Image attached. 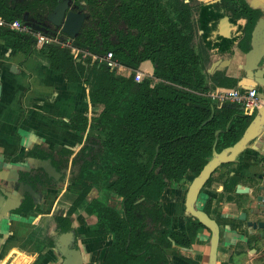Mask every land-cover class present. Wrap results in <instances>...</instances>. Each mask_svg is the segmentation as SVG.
I'll list each match as a JSON object with an SVG mask.
<instances>
[{"label": "trees", "instance_id": "16d2710c", "mask_svg": "<svg viewBox=\"0 0 264 264\" xmlns=\"http://www.w3.org/2000/svg\"><path fill=\"white\" fill-rule=\"evenodd\" d=\"M210 1V11L223 10L234 19L243 15L249 26L257 18V10L244 0H238L241 8L236 0ZM56 2L0 0V14L8 21H22L25 13L40 20ZM73 2L86 14L73 46L93 53L111 51L132 70L150 61L153 78L136 82L132 73L124 76L89 59L75 62L68 48L56 43L38 48L31 34L7 27H0V39L26 57L44 60L69 82L86 85L88 101L102 106L96 116L75 112L68 121L57 122L85 136L75 159L81 185L78 209L96 217L87 236H112L99 264L168 259L172 244L187 246L189 238L170 229L163 216L164 189L181 185L186 174L197 175L213 152L241 136L252 116L238 110V104L218 105L203 93L216 86L236 87L237 82L219 71L208 73L212 55L197 26L203 0ZM110 196L121 198L120 211L106 205ZM200 226L195 220L188 228Z\"/></svg>", "mask_w": 264, "mask_h": 264}, {"label": "crops", "instance_id": "0c3cea01", "mask_svg": "<svg viewBox=\"0 0 264 264\" xmlns=\"http://www.w3.org/2000/svg\"><path fill=\"white\" fill-rule=\"evenodd\" d=\"M246 1L258 11L257 18L260 17L264 11V0ZM0 17L5 19L2 14ZM211 25L207 24L208 29ZM243 25L241 20L229 19L226 36L219 34V24L214 26L218 40L224 44V49H221L227 52L222 54L209 50L213 60L230 56L237 60L228 66L224 73L227 76L241 75L237 64L249 48L247 41L242 44L244 49L239 47ZM139 66L149 74L153 71L150 61ZM0 85V154L4 156L5 164L23 157L26 147H32L34 143L45 142L49 148L63 145L77 150L83 137L60 127L57 122L68 121L75 112L96 116L102 108L88 101L86 85L69 82L62 73L49 69L44 60L26 57L9 47L3 39H0ZM219 87L222 86L215 88ZM257 90L263 99L264 94L259 91L262 89ZM9 156L11 161H8ZM226 164L215 170L196 202V207L205 211L219 226L217 264H264V238H255L264 230H251L245 221L238 218L241 212H246L248 220H264V216L257 217L250 212L257 206L258 196L264 199V190L259 189V186L264 187V136L249 142L232 162ZM192 178V174H186L184 189ZM166 195L162 202L163 210L171 218L173 231L188 234L189 244L179 246L173 243L167 250L168 259L155 257L131 264H208L210 233L203 226L194 230L188 228L189 223L195 220L184 210L183 192L172 189ZM82 218L79 215L77 219L82 264H99L106 256L112 236L105 233L86 237L88 230ZM46 222L47 218L40 219L39 215L32 214L13 221L0 243V264H61L63 248L66 247L60 245L62 241L57 244L49 237L54 230L43 229ZM13 252L19 257L15 258Z\"/></svg>", "mask_w": 264, "mask_h": 264}, {"label": "flooded vegetation", "instance_id": "af4514ba", "mask_svg": "<svg viewBox=\"0 0 264 264\" xmlns=\"http://www.w3.org/2000/svg\"><path fill=\"white\" fill-rule=\"evenodd\" d=\"M209 1L210 0L206 2L204 1V4L202 3L201 6H207L208 10H212L210 6L211 1ZM236 2L237 6L241 8L240 2H238V0H236ZM244 2L249 9L252 8L246 0H244ZM70 4L75 5L73 0H71ZM220 6L222 8V4ZM74 11L84 12V10H81V8H79L77 5H75ZM210 13L212 14V18L209 23L213 24L215 27L216 24H219L220 29H223V27H226L227 29L228 24L225 26L220 22L223 17H226L227 20L232 18V20H241L243 22L244 25L243 31L241 32L239 47L244 49L242 44L246 41L249 43L254 24L249 26L247 18H245L243 15L239 19H234L229 12H224L223 10H221V12L211 11ZM29 24L32 28L46 26L43 20L39 19L32 20V22ZM215 27L212 29L211 26L208 30L200 29V34L203 35L204 38H206L208 35V38L216 37L218 39L217 35H212V33L217 31ZM48 32L59 33L61 37L64 36V34L58 28L49 27ZM203 41L205 42V39ZM220 48L224 49V44H222ZM248 49L249 48H247L246 51ZM82 137L83 142L77 150L75 148L63 145H55L53 148H49L45 142L34 143L32 147H26L23 157L15 158V162H8L6 164L3 161L4 156L0 154V194L4 196L6 201L4 203V206L6 207L0 212L1 239H3L6 235L4 230H8V227L13 221H19L22 219L23 215H39L40 219H48V222H46V226L43 229L54 230L49 234V237L52 240L55 239L57 244L62 241L60 245L63 244V247H66L67 250H78L80 253L77 234V230H80L77 222L78 216H83V225L86 227L88 232L90 230H94V226L96 224V217L93 214H84L78 209V199L81 191V185L76 180L78 174V163L75 161V159L85 143V136ZM64 149L68 150L69 153H65ZM49 154H53V156H50ZM11 159V156H9L8 161H11ZM18 159L22 160L18 161ZM44 159H50V163L56 171L54 175L48 176L40 166L35 165L34 161ZM186 183L187 179L185 175V180L181 185L164 189L160 198V207L163 216H167L162 207L163 198L167 196V192H170L172 189L183 192L184 203L187 187L185 189L183 187L186 185ZM208 183L209 182L207 181L205 185ZM28 189L33 192L29 191ZM94 192L95 191L92 190L88 196H93ZM111 197L113 196H110L107 199L106 205L116 209V207L109 204ZM116 198L119 199L121 210V198ZM58 207L61 211L56 214L54 213V210ZM167 222L169 223L170 229H172L171 218L168 216ZM33 230L38 229L34 228ZM98 230L101 229L98 227ZM88 232L85 233L86 237H92L87 236ZM62 235H64L63 240Z\"/></svg>", "mask_w": 264, "mask_h": 264}, {"label": "water", "instance_id": "95a60500", "mask_svg": "<svg viewBox=\"0 0 264 264\" xmlns=\"http://www.w3.org/2000/svg\"><path fill=\"white\" fill-rule=\"evenodd\" d=\"M204 1L206 2L208 0ZM70 2L71 0H57L53 9L45 16L40 17V20H43L46 26L32 28L29 23L34 19L29 18L27 13L23 15L22 22L29 29L41 30L47 34H55L54 32H48L49 27L58 28L64 34L63 39L72 40L78 35L86 18V14L82 11H74L75 5H71ZM260 13H262V11ZM220 22L226 26L229 24V19L227 20L226 17H223ZM227 33L226 27L219 30L221 36H226ZM212 35L214 36L217 34L214 32ZM235 61H237L235 56L223 57L220 58V60H213L212 58L208 73L219 71L224 74L228 66L232 65ZM221 66H224L223 69H220ZM237 67L241 71V75L225 76L236 79V85L241 89L261 88L264 91V11L253 25L249 49L243 52L242 59L239 60ZM238 110L243 111V107H238ZM249 116H252V118L241 136L233 144L222 148L219 152H213L211 158L202 167L200 172L194 175L190 180L186 189L184 197L185 212L194 220L198 221L210 233L208 264H217L219 226L205 211L196 207V202L201 198L204 185L220 165L232 162L235 157L246 148L249 142L264 136V98L262 99V105L257 108L255 112L249 114ZM34 163L40 166L48 176H52L56 173L50 163V159L36 160ZM259 189L264 190V187L259 186ZM28 190L31 191L30 189ZM256 200L257 206L254 210L250 209V212L254 214V216L263 217L264 199L262 196H258ZM5 202L4 196L0 194V212L6 207L4 206ZM246 217L247 213L241 212L238 218L245 221L246 226L251 230H264V220H248ZM255 238L263 239L264 232L256 234ZM1 241L2 239L0 238V243ZM66 249L67 248L63 249V260L61 264H82L81 255L78 250Z\"/></svg>", "mask_w": 264, "mask_h": 264}, {"label": "built area", "instance_id": "2783aa9c", "mask_svg": "<svg viewBox=\"0 0 264 264\" xmlns=\"http://www.w3.org/2000/svg\"><path fill=\"white\" fill-rule=\"evenodd\" d=\"M0 27H7L12 31L18 33H29L33 36L35 46L41 47L49 43L59 44L61 47L68 48L75 62H82L89 59L96 64H101L110 70H114L117 73L128 76L133 74L134 81L140 82L144 78H153L152 73L145 72L140 66L137 69H130L122 65L117 59L113 57L111 51L104 53H93L87 49H80L72 45L71 40L63 39L59 33L47 34L41 30L29 29L24 23L18 19L11 21L5 20L0 17ZM204 95L210 99L222 105L224 103H235L243 107L244 113L249 115L255 112L257 108L262 105V99L258 94L257 88L240 89L232 87H219L212 90L203 92Z\"/></svg>", "mask_w": 264, "mask_h": 264}, {"label": "rangeland", "instance_id": "374dc122", "mask_svg": "<svg viewBox=\"0 0 264 264\" xmlns=\"http://www.w3.org/2000/svg\"><path fill=\"white\" fill-rule=\"evenodd\" d=\"M206 8V9H205ZM211 11L207 9V6H201L200 10H199V15L197 17V26L200 27L201 30L203 29H207V24L209 23V21L212 18V14L210 13ZM215 36V35H214ZM202 41L205 39L204 36H201ZM206 41L204 42V46L211 51H215L217 53H222L225 54V52H227L226 50H222L220 48V46H222L220 43L221 41H219L216 37H212L210 40L208 39V35L206 37ZM213 49V50H212ZM261 94H264V92L262 90H259ZM224 141L226 140L225 138L223 139ZM109 204L116 207V210H120V204H119V199L116 197H111ZM60 208H55L54 213L58 214L60 212ZM42 222V220H41ZM6 232V230H5ZM12 254H14V257H19L18 254L16 252H13Z\"/></svg>", "mask_w": 264, "mask_h": 264}]
</instances>
